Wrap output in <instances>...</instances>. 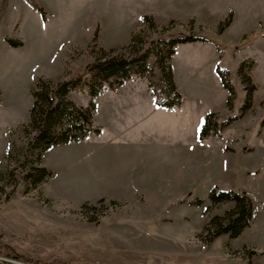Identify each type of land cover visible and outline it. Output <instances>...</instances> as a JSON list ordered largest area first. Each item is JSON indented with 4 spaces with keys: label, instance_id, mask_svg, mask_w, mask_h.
Returning a JSON list of instances; mask_svg holds the SVG:
<instances>
[{
    "label": "rangeland",
    "instance_id": "374dc122",
    "mask_svg": "<svg viewBox=\"0 0 264 264\" xmlns=\"http://www.w3.org/2000/svg\"><path fill=\"white\" fill-rule=\"evenodd\" d=\"M145 16L159 27L145 31ZM133 33L144 45H131ZM190 34L207 41L179 43L171 58L180 118L153 113L145 97L162 80L153 56L151 86L131 78L144 80L141 99L115 92L130 79L95 97L83 85L69 96L96 104L101 133L52 145L35 165L53 175L30 186L25 128L39 78L56 85L101 49L137 56ZM130 105L148 115L140 141L119 138L134 123ZM210 114L214 132L201 138ZM0 176L1 260L27 263L13 248L29 264H264V251L244 249L251 234H207L235 204L213 205V189L245 192L256 215L264 208V0H0Z\"/></svg>",
    "mask_w": 264,
    "mask_h": 264
},
{
    "label": "trees",
    "instance_id": "16d2710c",
    "mask_svg": "<svg viewBox=\"0 0 264 264\" xmlns=\"http://www.w3.org/2000/svg\"><path fill=\"white\" fill-rule=\"evenodd\" d=\"M230 22L231 18L225 22L223 28L228 27ZM143 26L145 31H152L159 27L151 16H145ZM197 41H207V38L195 34L177 37L161 36L156 43L152 42L154 45L151 44L145 48L143 46L140 55L131 57L111 55L101 49L102 54L94 63L86 66L83 75L63 80L56 85L52 84L51 80L39 78L33 87L34 102L30 111V122L25 128L28 143L24 153L25 169L22 171L23 177L28 180L30 186H37L53 175L52 171L45 166L35 165L41 160L44 151L52 145L80 141L91 133L101 132V128L94 123L96 104L91 102L87 107L78 105L70 98L71 91L88 85L90 95L95 97L106 86L115 88L135 75L147 78L151 86L153 67L149 60L153 56L162 70L159 89H153L156 104L167 108L180 106L183 103V96L174 81L171 58L179 43ZM140 43L144 45L139 36L133 33L131 45ZM219 72L224 84L232 91V83L226 72L221 69ZM213 117L214 114L208 115L200 134L201 138L214 132ZM210 197L213 205L230 201L235 204L223 215L214 216L208 223L209 239L213 240L223 234H229L232 238L238 237L250 225L253 218V205L249 196L245 192L213 189ZM197 201L201 202L200 199ZM11 250L15 252L16 259L27 263L34 262L15 249L11 248ZM3 254L0 250V255ZM35 263L41 264L38 261ZM0 264L16 263L0 259Z\"/></svg>",
    "mask_w": 264,
    "mask_h": 264
},
{
    "label": "crops",
    "instance_id": "0c3cea01",
    "mask_svg": "<svg viewBox=\"0 0 264 264\" xmlns=\"http://www.w3.org/2000/svg\"><path fill=\"white\" fill-rule=\"evenodd\" d=\"M143 81L144 80H142V79H130V80L126 81L115 92H118L120 90H125L127 92L126 94L129 97L133 96L137 99L138 98L141 99L142 98L141 93H142L143 88L145 91V87L143 86ZM176 81H177V79H176ZM129 88H135V89L132 91H128ZM107 91H109V90H107ZM147 95H148L147 99H150V101L153 102L151 104V108H153V113H156L157 115H159V114L164 115L165 114L167 116H171V117L176 118V119L180 118L179 113H177L173 110L179 106H176L173 108L158 106L156 104L155 96L153 95L151 90H148L147 94H145V97ZM138 101L140 103V100H138ZM113 107H114V105H113ZM160 109H167V110H160ZM125 110H128L130 114L134 115V120H133L134 123L131 124V126H128V128L126 130L119 131L120 132L119 138L124 136L125 138H129L130 140H135V141L142 140V137H139V135L144 136L145 134L142 131L147 130V123H148L147 113H143L142 115L138 114V115H141L140 117H138V115H136V113L132 112L131 105L129 107H126ZM112 111H114V108ZM136 145L137 144H135L134 147ZM247 234H251L253 236V240L249 241V242H245L246 245L244 246V249H248L250 251L253 250L252 252L264 251V208L262 209V211L259 215H256L255 212L253 211V218H252L250 225L247 226L239 236H243V235H247ZM238 237H236V238H238ZM255 238H256V240L254 241ZM259 241H261V245H258Z\"/></svg>",
    "mask_w": 264,
    "mask_h": 264
},
{
    "label": "water",
    "instance_id": "95a60500",
    "mask_svg": "<svg viewBox=\"0 0 264 264\" xmlns=\"http://www.w3.org/2000/svg\"><path fill=\"white\" fill-rule=\"evenodd\" d=\"M24 264H29V263H24Z\"/></svg>",
    "mask_w": 264,
    "mask_h": 264
}]
</instances>
